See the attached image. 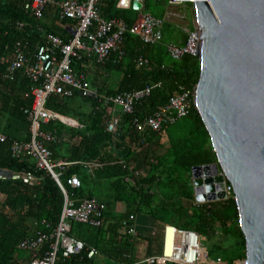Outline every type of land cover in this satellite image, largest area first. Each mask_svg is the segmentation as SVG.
Segmentation results:
<instances>
[{
  "label": "trees",
  "instance_id": "1",
  "mask_svg": "<svg viewBox=\"0 0 264 264\" xmlns=\"http://www.w3.org/2000/svg\"><path fill=\"white\" fill-rule=\"evenodd\" d=\"M104 1L106 4L101 8L103 16H120L129 25L134 23L138 11H133V17L128 16L115 9L116 0ZM24 2L0 0V54H10L18 40L34 48L43 41V30L58 34L47 26L44 17L36 19L27 13ZM52 12L57 19L54 9ZM153 14L163 17L164 8ZM19 22H23L22 27L18 26ZM59 35L65 40L69 38L68 35ZM128 35L130 33L125 37ZM136 40L138 43L132 44V52L125 43L123 61L115 63L112 58L105 61L107 71L121 72L115 84L111 85L106 79L102 84H94V89L98 94L113 96L121 91L140 89L146 83L152 84L149 97L136 108V114L143 116L160 108L177 91L192 90L198 82L200 67L198 58L190 54L177 60L169 58L164 67H161V61L156 62L157 66L137 67L135 56L146 53L141 47L142 41ZM133 51L138 52L133 55ZM80 65V60L74 63L76 68ZM30 87V81L21 74L11 81L0 79V114L3 116L0 133L6 136L0 141V166L34 170V164L28 159L16 158L11 153L12 140H27L30 136L26 110L30 108L32 99L24 97ZM98 105L94 96L52 93L46 107L77 119L81 126H68L59 120L41 124L42 130L56 136V141L46 143L53 159L97 163L91 171L82 162L73 163L64 171L65 178L76 174L81 180L78 188L65 182L69 197L95 196L106 204L100 226L74 223L72 233L94 246L98 250L97 255L103 254L120 264H148L139 262L142 256L136 247L140 241L145 243L144 256L148 257L157 251L159 236L145 228L139 229L140 239L122 232V220L134 214L143 224L150 217L154 222L194 230L200 236L219 233L220 241L236 253L228 261L245 258V236L240 228L234 196L211 202L195 201L192 168L217 161L209 133L195 106L186 116L189 121L186 131L180 136L168 135L169 145L158 153L168 126L159 132L141 134L145 143L137 147L139 135L131 126V116L122 115L120 126L113 134L106 130L109 110L97 109ZM133 168L145 171L130 182L126 177L132 174ZM37 173H41L42 179L34 187L21 182L0 181V264H18V260L30 258L29 251L18 248L21 240L39 229L50 231L59 220L64 201L62 191L50 174ZM117 203L124 204L125 209L116 210ZM92 259L83 249L69 257L58 253L55 264H90Z\"/></svg>",
  "mask_w": 264,
  "mask_h": 264
},
{
  "label": "built area",
  "instance_id": "2",
  "mask_svg": "<svg viewBox=\"0 0 264 264\" xmlns=\"http://www.w3.org/2000/svg\"><path fill=\"white\" fill-rule=\"evenodd\" d=\"M100 0H25L24 9L36 19H42L48 7L55 11L57 20L67 24L70 22V37L64 39L61 35L43 30V41L30 48L29 44L21 40L16 41L10 54H0V79L14 80L17 74L27 78L31 87L24 93V97L31 98L32 103L27 112L30 136L27 140L14 139L11 142V153L16 158L24 157L34 164V170L15 169L0 166V181L21 182L29 187L37 186L41 173L51 175L63 194V206L58 222L50 231L36 230L26 236L18 244V248L30 252V258L18 260V264H55L58 253L64 257L87 250V257L97 254V249L88 246L85 241L72 234L74 223L89 227L101 225L106 204L96 197L71 198L69 197L65 182L73 188L81 185L76 174L65 178L64 171L67 166L82 162L92 170L97 165L94 162L66 161L53 159L51 150L46 143L56 141V136L41 129V124L56 120L57 112L46 107L50 94L57 93L72 96L75 93L82 97L94 96L99 103L97 109H108L109 118L106 121V130L116 133L121 122V116H131V126L139 135L137 147L145 143L141 136L147 131L159 132L165 126L175 123L178 119L186 117L195 102L196 86L190 89H181L171 95L160 108L152 113L137 115V106L140 105L152 91V85L146 83L142 88L121 91L113 96L94 93L90 90L84 72L78 70L74 63H81L85 59L95 57L97 62H104L110 54L116 53L120 60L125 55L123 42L126 33L137 36L144 44L156 45L164 35V19L145 13L133 24L129 25L121 17H102L97 9ZM142 2V0H135ZM171 5H184L193 3V0H167ZM19 27L23 22L18 23ZM197 26L187 31L183 44L169 42L166 44L168 55L180 59L185 54L197 57ZM200 51V50H199ZM198 51V54H199ZM138 67L147 66L149 60L140 54L136 58ZM6 136L0 133V141ZM144 169L133 168L132 174L126 180L134 182L135 177L144 174ZM219 174H223L221 170ZM63 176V177H62ZM214 178V175H209ZM201 177L204 178V176ZM63 178V179H62ZM214 193L221 190L219 183L213 180ZM222 190L224 198L208 200L206 202L226 200L233 195L231 184L224 177ZM122 232L137 235L135 216L129 214L122 220ZM161 253L146 257L143 261L153 264H222L207 260L201 237L194 230H187L173 225L162 227ZM223 264H246L245 258L234 259Z\"/></svg>",
  "mask_w": 264,
  "mask_h": 264
},
{
  "label": "water",
  "instance_id": "3",
  "mask_svg": "<svg viewBox=\"0 0 264 264\" xmlns=\"http://www.w3.org/2000/svg\"><path fill=\"white\" fill-rule=\"evenodd\" d=\"M192 7L200 67L194 106L217 159L192 168L195 200L224 198L225 177L246 264H264V0H193Z\"/></svg>",
  "mask_w": 264,
  "mask_h": 264
},
{
  "label": "crops",
  "instance_id": "4",
  "mask_svg": "<svg viewBox=\"0 0 264 264\" xmlns=\"http://www.w3.org/2000/svg\"><path fill=\"white\" fill-rule=\"evenodd\" d=\"M133 1H135V0H128V2H124V0H116L115 9L120 11V12L126 13V15H128V16L133 17L135 15L133 11L136 10L132 7ZM140 3L142 4L140 9H142L143 3L142 2H140ZM105 4L106 3L104 0L99 1V3L97 4L98 12L102 17L110 18L109 16H103V14H102L101 8L104 7ZM49 8H52V7H48L45 11V14H44V20L47 23V26L54 29L58 34H62L64 36L68 35L70 37V32H69L70 22H67V24H64L63 22L55 19L53 12H52L53 8L51 10ZM163 8H164V15H163V17H160V18H163L164 22H165L164 23L163 39L160 43H158L156 45H147V44H144L142 42L141 47H143L144 52L146 54L145 55L142 53L137 54L136 52H138V51H133V55L137 54L135 56V59H134L135 64H136V58L140 54H142L143 56H145L149 60V64L147 66H143V67L148 68L151 65L157 66V64H156L157 61H161V63H162L161 67H164V64H166V60H164V54L168 55L167 50H166V44L169 42H173L175 44H183L186 40L187 31L194 27L195 21H194L193 7H192L191 3H186L184 5H171L167 2V0H165ZM185 8H188L190 10V14H189V12L185 11ZM136 11H138V10H136ZM149 14L154 15L153 13H149ZM142 15L143 14L137 13L135 21ZM154 16H156V15H154ZM112 17H120V16H112ZM157 17H159V16H157ZM121 18H123V17H121ZM125 38H126V40L124 39L123 47H124L125 43H128V45H127L128 50H130V52H132L131 51V50H133L132 44L138 43V40H136V39H139V38L133 34H130V36L128 35ZM145 45H147V47ZM124 50H125V48H124ZM125 56H126V51H125V55L120 60L117 61V60H115L116 59V53L112 52L106 60L112 58L113 62L118 63V62L123 61ZM168 57L171 58L169 55H168ZM105 61L100 63V62H97L95 57H90L86 61L81 63L80 68H77L78 70L84 72L87 84H88L90 90L94 93H96V90L94 89V84H98V83L102 84V82H104L106 79H109V83L111 85H114L115 82L120 77V74H121L120 71H117V70L107 71V66L105 64ZM136 66H137V64H136ZM101 94H104V93H101ZM58 115H59V117L56 120H59L60 122H62L65 125L75 126V127L81 126L79 121L75 118L65 116V115H62L59 113H58ZM87 168L90 170L89 167H87ZM191 178H192V176H191ZM93 197H95V196H93ZM115 209L118 211H123L125 209V206H124V204L117 203L115 205ZM135 223H136V229H137V238L136 239H140L141 235H140L139 229H142V228L151 230V233L153 235L157 234L159 236L157 251L151 255H148V257L154 256V255H159L161 253V249H162L161 248V245H162L161 244L162 227L166 224H163L160 222H154L150 217L146 218L144 224L142 223V221L140 220L139 217H135ZM73 235H75V234H73ZM88 246H92V245H88ZM136 248H137V250H139L140 255L142 256L141 260L139 262H145V261H143L147 257V256H144L145 249H146L145 243L140 241ZM97 253H98V250H97ZM96 255H94L93 258ZM127 264H130V263H127ZM166 264H173V263H166Z\"/></svg>",
  "mask_w": 264,
  "mask_h": 264
},
{
  "label": "rangeland",
  "instance_id": "5",
  "mask_svg": "<svg viewBox=\"0 0 264 264\" xmlns=\"http://www.w3.org/2000/svg\"><path fill=\"white\" fill-rule=\"evenodd\" d=\"M143 8L138 10L139 14L144 13H156L159 9L164 7L165 0H142ZM186 12H189L190 10L188 8H185ZM164 60L168 61L169 57L168 55L164 54ZM188 119L186 117L178 119L175 123L168 126L166 134H164L162 137V146L159 147L158 153L163 152L165 148L169 145L168 141V135L175 137L182 135L188 126ZM3 125V116L0 114V130L2 129ZM167 135V136H166ZM132 238H137V235L132 236L129 235ZM201 237V245L204 248L205 251V257L207 260H211L213 262H219V263H226L228 261V258L233 257L236 255L235 252H232L230 249L228 250L226 248V244L222 241H220L221 235L218 233L217 235H203ZM159 253V252H158ZM90 264H120L118 262L110 260L108 257H106L103 254L96 255Z\"/></svg>",
  "mask_w": 264,
  "mask_h": 264
}]
</instances>
